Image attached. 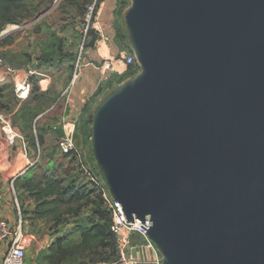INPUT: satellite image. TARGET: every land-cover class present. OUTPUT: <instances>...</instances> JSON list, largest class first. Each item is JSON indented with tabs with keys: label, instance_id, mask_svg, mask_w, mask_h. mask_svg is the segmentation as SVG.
Returning <instances> with one entry per match:
<instances>
[{
	"label": "water",
	"instance_id": "water-1",
	"mask_svg": "<svg viewBox=\"0 0 264 264\" xmlns=\"http://www.w3.org/2000/svg\"><path fill=\"white\" fill-rule=\"evenodd\" d=\"M123 16L141 72L90 116L112 198L160 264H264V0H131Z\"/></svg>",
	"mask_w": 264,
	"mask_h": 264
},
{
	"label": "crops",
	"instance_id": "crops-1",
	"mask_svg": "<svg viewBox=\"0 0 264 264\" xmlns=\"http://www.w3.org/2000/svg\"><path fill=\"white\" fill-rule=\"evenodd\" d=\"M118 3L119 0H103L97 13L96 21L94 22V28H96V30L100 32V35L104 36L105 39L110 43L116 39V30L114 28V24L116 21ZM17 44L18 42H15L14 44H2V46L0 47V51H3V53H1L2 56L0 57H3L7 61V63L12 65L13 67H18L22 70L28 69L24 64L26 61L23 60L22 62H19L15 58V53L18 52L16 49ZM42 47V45L34 41L29 50L21 49L20 52H22L23 55H25V53L28 54L29 58L32 61L31 63L34 64L30 69L36 70L38 73H40L44 70H56L59 67L65 66L67 69L65 68L63 71L66 72V75L69 74L70 77L73 78V72L71 71L72 69L68 64L56 66V68H47V65L41 66L39 57L41 55ZM124 51L125 50L115 49L114 47L110 46V52L113 56V59L119 57ZM95 59L96 58L91 57L82 60L80 73L68 94L64 95L63 92L58 93V95L54 96V94L52 93V96H54V100L49 108L36 114L32 113V111H27L28 113L26 114H29L32 117L35 116L33 124L35 123L36 119H40L39 123L41 130L39 132L44 135V147L48 146V143L51 140L50 137H52L53 135V129L59 128L61 130H64L65 128H68L70 124H72L76 129V124L82 116L85 106L88 103H90L91 105L93 104V100L96 97L98 89L106 85L108 83V80L111 81L116 75H123V73L126 71V66H124L120 61H117L114 70L110 69L109 71L103 72V70L96 67V64L93 62L95 61ZM36 61H38L39 64L34 63ZM27 65H30L29 62L27 63ZM50 84L51 80L50 78H48L46 80V84H42L41 90L45 92L46 90H48ZM2 86H5L6 88L8 87L10 90H14V84L10 72L6 69L5 65L0 64V87L3 88ZM6 92L7 91H4L2 92V94H5ZM2 99L3 98L1 97L0 100ZM36 101L39 102L41 101V99H36ZM20 106L21 103L17 107L13 108H3L0 106V116L13 117L17 112H19ZM30 121L31 120H29V122L26 124L14 125L21 132L23 138L26 139L27 143L29 144L30 150L33 149V152L37 153L38 149L34 146H41L38 140L35 144V139L37 137L33 136V124L32 126H28ZM32 137L35 138L33 142ZM0 146V151L2 149L6 153H9L12 157V162L9 159L8 163L3 162L2 158L0 157V207L2 208L3 214L9 220L10 226L13 229L17 227V224L19 222V211L21 212L23 228L26 233L28 232L29 227H36V232L32 234V238L35 239V249L29 248L28 251L30 252L33 250L34 255L32 259H27L25 264H38L40 261L42 262V260H40L39 258L40 253L42 252V256H48L53 253V251L56 250L59 245L64 247L79 244L80 242H82V233L80 228L82 226H90L91 224H93L92 221L96 220L93 214V206L84 209L82 213L77 217L67 216V219L64 222L56 225V227L51 230L50 227H52L53 224L52 219L51 225L49 226L45 221L46 218L36 219L35 217V214L38 210V205L40 203L36 200L35 196L32 195L28 188L25 187L26 184H28V181L25 179L30 175V172L25 175L27 171L26 168L24 169L25 171L23 170L22 172H20V174L18 173L19 176L22 177L23 187L20 188L19 196L17 197V199H19V207L16 205L14 192L12 191V187L10 185L11 177L9 176V171L6 168H13V166H16L19 162L26 163L27 159H25V157L24 161H22L23 152L20 141L16 146H10L6 143L5 137L3 136V133L0 129ZM5 163H7L8 166L6 168L3 167ZM13 175H15V173H12L11 176ZM89 186L91 187L90 184ZM145 242L146 239L142 235H140L139 233H135V236H133V249L135 246L144 244ZM46 259L47 260H44L42 264H47L49 262V258ZM138 264L157 263L140 262Z\"/></svg>",
	"mask_w": 264,
	"mask_h": 264
},
{
	"label": "trees",
	"instance_id": "trees-1",
	"mask_svg": "<svg viewBox=\"0 0 264 264\" xmlns=\"http://www.w3.org/2000/svg\"><path fill=\"white\" fill-rule=\"evenodd\" d=\"M102 1L103 0H93L91 2V4L96 3V12ZM128 1L129 0H127L126 6H123L116 12L118 17L115 22V30L116 40L120 48L129 53H133L123 16L125 9L130 5ZM89 5L90 4H87L86 7L88 8ZM29 8V0H0V35L9 24L23 25L24 21L32 17L34 12H37L35 9L31 10ZM92 23H94V19H92L90 26ZM88 35L89 33H87V36ZM48 36L49 40L46 45L42 47L39 57L41 66H61L68 64L73 71L74 65L78 61L79 54L76 51L69 50L67 41L51 29L48 30ZM0 41L6 43L8 40L7 37H2ZM137 66L139 65H132L123 75H116L115 78L118 79L117 85H113L110 83V80H108L106 84L108 88L107 93L118 87L126 79L136 75L137 73L134 71V68ZM100 88L96 96L99 95ZM95 105L96 104L91 105L88 103L76 124L74 138L76 144L81 147L87 145L92 147V123L90 121V116L97 106ZM34 117L35 116H33V119ZM39 122L40 119L37 121V134L35 135L33 132L34 137H37L35 139V144L37 140L44 141V135L39 132L41 130ZM53 133L54 138L56 137L60 142L64 136V130L59 128L53 129ZM34 147L37 148L36 146ZM87 163L91 167L92 172L101 177L93 151H90ZM72 167L75 169L74 171L78 170V172L76 171L77 178L73 176L75 173L72 171ZM50 168L51 171L44 173L40 178L34 173L31 174L30 171V175L25 179L28 181L25 187L28 188L40 203L35 214L36 219L49 218L54 221L55 225H59L67 216L77 217L84 209L93 206V214L96 220L92 221L93 224L90 226H82L80 228L82 242L64 247L59 245V247L50 254L51 257L49 260L52 259L54 255L58 254L57 256H59L60 259L75 257L74 259L78 260V258H81L78 264H96L98 261L95 259H91L89 263L86 258H89L90 255H93L99 249L104 251L111 250L112 252V257H105L102 262L114 260L116 255V240L110 229L111 222L109 213L104 207L101 195L97 192V189L90 187L84 176H82L76 158L68 154L60 153L57 159H51ZM70 170L72 172L71 178H68ZM66 174L68 177H66Z\"/></svg>",
	"mask_w": 264,
	"mask_h": 264
},
{
	"label": "rangeland",
	"instance_id": "rangeland-1",
	"mask_svg": "<svg viewBox=\"0 0 264 264\" xmlns=\"http://www.w3.org/2000/svg\"><path fill=\"white\" fill-rule=\"evenodd\" d=\"M92 1L91 0H29V7H30L29 9L31 10L35 9L37 12H34L32 17H30L28 20L23 22L24 27H21L22 26L21 24L20 25L9 24L1 35L5 34V36H7L8 41L6 43L14 44L15 42L16 43L18 42L16 48L18 52L15 53L16 54L15 58L19 62H22L23 60L26 61L24 64L27 66L28 69L33 67L32 65L34 64L31 63L32 61L29 58L28 54L25 53V55H23L22 52H20L21 49L29 50V48L34 43V41L42 46H45L49 40L48 30L50 29L55 33H57L58 35L62 36V38L65 41H67L69 50L76 51L80 55L81 48L82 46H84L82 59L85 60L91 57L96 58L95 61L93 62L96 64L97 68H100V66L104 64L105 59H113V56L111 55L110 52V46L114 47L115 49H121V48L120 45L117 43L116 39L110 43L108 40L105 39L104 36H101L100 32H98V30L94 28L95 23H92L91 26L90 25L88 26V23L86 21L87 10L85 9H87L86 5L91 4ZM128 3L131 4V0H129ZM126 5H127V0H119L117 10L121 9L123 6ZM100 6L101 4L98 6V10ZM117 17L118 15L116 13V19ZM114 28H115V24H114ZM87 33H89L88 36ZM1 35H0V39H1ZM4 43L5 42L0 41V47ZM1 53H3V51H0V56H2ZM28 62L30 64L29 66L27 65ZM34 63L39 64L38 61ZM47 68H56V66H47ZM65 68H66L65 66H62L56 70H44L41 71L40 73L37 72L34 75V77H32L33 88L31 95L25 101H21L16 97L15 90H10L8 87L6 88L5 86H2L3 88L0 87V98L1 97L3 98L2 100H0L1 107L13 108V107H17L21 103L19 112H17L15 116L11 117V121L13 124L22 125L28 123L29 120H31L28 126H32L34 119H32L33 117L31 115L26 114L28 113L27 111H32V113H38L40 111L46 110L51 106L54 100V96L58 95V93H63L72 79L69 74L66 75V72L63 71ZM134 71L137 73L136 75H138L141 72V66L139 65L135 67ZM72 72H73L72 74L73 77L74 71ZM136 75L130 78H134ZM48 78H50L51 84L48 90L43 92L41 90L42 84L45 85L46 80ZM110 83H112L113 85H117L118 79L114 77L110 81ZM107 90L108 88L106 85L102 86L100 88L99 95L94 98L93 104L97 105L100 102V100L106 95ZM4 91L7 92L5 94H2V92ZM52 93L54 94V96H52ZM36 99L37 100L41 99V101L38 102L36 101ZM50 138L51 140L49 141L48 146L46 147L43 146L44 141L42 142L39 140L41 146L40 157H38V154L36 152H33L32 149L29 151L30 154L29 163L19 162L16 166H13V168H9V169L6 168L8 167L7 163H5V165L3 166L9 171L8 174L11 177L10 185L12 181L15 180L13 188L15 190L17 197L19 196L20 188L23 187L22 177L19 176L20 172H22L26 168L27 171L25 175H27L31 171V174L34 173L38 178H40L44 173H48L51 171L50 168L51 159L53 160L57 159L58 154L62 153L59 147V140L56 137L54 138V133ZM34 139L35 138L32 137V142L34 141ZM78 147L80 152L82 153V157L87 163L88 157L90 155V151H93V148L89 145L85 147L84 146L81 147L78 145ZM11 159L12 157H10V161L12 162ZM74 170L75 169L72 167V171L75 173V175L73 176H76L77 175L76 171L78 172V170L76 171ZM12 173H15V175L11 176ZM71 173L72 172L70 170L69 177L67 174L66 177L71 178L70 177ZM66 219L67 218H65L64 221ZM45 221L47 225L49 226L51 225V219L46 218ZM54 227H56V225L53 221L52 227H50V229L53 230ZM35 232H36L35 226L29 227L27 233L24 231L23 239L27 243V254H26L25 262L29 258L32 259L34 255L33 250L30 252L28 251L29 248L35 249V239L32 238V234H34ZM133 236H135V233L133 234ZM57 255L58 254L54 255L53 258L50 259L47 264H78V262L81 261V258H78L77 260L74 259L75 257L73 258L66 257L64 259H60V257ZM50 257H51L50 255L42 256V252H41L39 258L43 262L44 260H47L46 258H50ZM105 257H110V258L112 257L111 250L104 251L99 249L96 253L90 255L89 258H86V260L87 262H89L91 261V259H95L96 261H98L96 264H99L100 262L103 261V259H105ZM42 262L40 261L38 264H42Z\"/></svg>",
	"mask_w": 264,
	"mask_h": 264
},
{
	"label": "built area",
	"instance_id": "built-area-1",
	"mask_svg": "<svg viewBox=\"0 0 264 264\" xmlns=\"http://www.w3.org/2000/svg\"><path fill=\"white\" fill-rule=\"evenodd\" d=\"M97 13L98 11L96 12V3L90 4L87 8L86 14L88 26L90 25L92 19H94V21L96 20ZM83 51L84 46H82L78 61L74 65V75L71 82L65 89L64 95L70 92L75 80L80 73L83 60ZM117 61H120L124 66H126V71L124 73H126L129 67L132 65H139L134 52L129 53L128 51H124L116 59H105L104 64L100 66V69L103 70V72H106L109 69L114 70ZM0 64L5 65L6 69L12 76L16 97L21 101L27 100L30 97L33 88L31 78L37 73V71L33 69L22 70L18 67H13L7 63L3 57H0ZM38 119H36L33 126L35 135L38 131ZM0 129L3 133V136L5 137L6 143L10 146H16L20 141L23 152L22 161H24L25 157V159H27L26 163H29V144L27 143L26 139L23 138L21 132L12 123L11 117L0 116ZM74 134V126L72 129H64V136L59 142L60 150L62 153L76 158V162L80 172L82 173V176H84L91 187L97 189V192L101 195L103 205L109 213L111 222L110 229L116 240L115 259L108 262H102L101 264H138L140 262L160 264L159 261L161 254L156 245L148 237V226L145 225L141 220H136L135 222L127 221L122 204L112 198L108 187L102 178L95 175L92 172L91 167L86 164L84 158L82 157V153L76 144ZM37 149L38 157H40L41 150L39 145L37 146ZM0 157L2 158L3 162L8 163L11 155L1 149ZM14 181L15 180L12 181L11 186L14 192L16 205L19 207V201L13 188ZM19 215L20 218L17 227L13 229L10 226L9 220L4 216L2 208L0 207V256H4L3 261L0 264H25L27 243L23 239V220L20 211ZM134 233H139L146 239L144 244L134 247L138 252V260H136L132 255Z\"/></svg>",
	"mask_w": 264,
	"mask_h": 264
},
{
	"label": "bare ground",
	"instance_id": "bare-ground-1",
	"mask_svg": "<svg viewBox=\"0 0 264 264\" xmlns=\"http://www.w3.org/2000/svg\"><path fill=\"white\" fill-rule=\"evenodd\" d=\"M14 27H16V26H14ZM72 128H73V125L70 124V125L68 126V129H72Z\"/></svg>",
	"mask_w": 264,
	"mask_h": 264
}]
</instances>
